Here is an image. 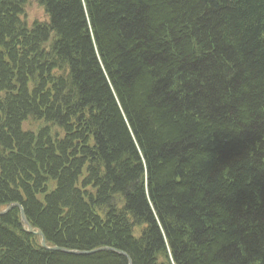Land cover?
Segmentation results:
<instances>
[{"label":"trees","instance_id":"obj_1","mask_svg":"<svg viewBox=\"0 0 264 264\" xmlns=\"http://www.w3.org/2000/svg\"><path fill=\"white\" fill-rule=\"evenodd\" d=\"M133 264H264V0H0V209ZM0 264L49 251L19 207Z\"/></svg>","mask_w":264,"mask_h":264},{"label":"water","instance_id":"obj_2","mask_svg":"<svg viewBox=\"0 0 264 264\" xmlns=\"http://www.w3.org/2000/svg\"><path fill=\"white\" fill-rule=\"evenodd\" d=\"M15 207H19L20 208L22 223L24 225V228L27 230V232H29L31 234H35L37 236H40L41 237V245L45 249H47L49 251H59V252H63V253H67V254H74V255H90V254H94V253L100 252V251L116 250L118 253H120L122 255H125L128 258L129 264H133L132 259L125 252H123L121 250H118V249L110 248V247H107V246L96 248V249L89 250V251H86V250H71V249H67V248H63V247H59V246H49L47 244V242H46V238L44 237L43 232L40 229L34 230L33 226L30 224V222H29V220H28V218L26 216L25 210H24V208L22 207L21 204H19V203L10 204L5 209L0 210V216L6 215L12 209H14Z\"/></svg>","mask_w":264,"mask_h":264},{"label":"bare ground","instance_id":"obj_3","mask_svg":"<svg viewBox=\"0 0 264 264\" xmlns=\"http://www.w3.org/2000/svg\"><path fill=\"white\" fill-rule=\"evenodd\" d=\"M31 224V223H30ZM44 234V233H43ZM45 237V236H44Z\"/></svg>","mask_w":264,"mask_h":264}]
</instances>
